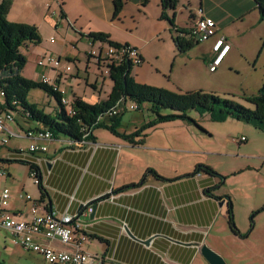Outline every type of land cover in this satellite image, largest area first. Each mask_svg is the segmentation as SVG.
Masks as SVG:
<instances>
[{"label": "crops", "instance_id": "obj_1", "mask_svg": "<svg viewBox=\"0 0 264 264\" xmlns=\"http://www.w3.org/2000/svg\"><path fill=\"white\" fill-rule=\"evenodd\" d=\"M121 2V10L115 16V0H12L8 19L36 25L42 38L39 44L26 43L21 48L27 57L26 66L30 59L34 63L30 79L41 80L43 74L48 75L71 100L79 97L90 104L107 100L114 81L106 73L101 54L109 43L92 42L87 36L105 33L112 41L141 51L143 63L131 70L137 83L177 93L203 90L229 95L251 107L242 96L256 94L264 84V21L260 20L254 0H178L174 24L162 17L161 0ZM200 9L217 22L216 36H225L231 44L223 63L214 72L209 70V65L216 36L197 41L189 34ZM167 14L171 17L173 11ZM178 37L192 39L195 44L180 51L175 41ZM68 41L76 49L81 43L89 42L91 50L85 55L79 50L75 52L67 45ZM47 54L61 59L59 68L52 70L37 64L36 59ZM235 56H244L249 69L236 68ZM68 65L72 66L71 71L66 70ZM228 72H234L241 80L235 81L226 75ZM58 110L59 107L55 108V112ZM127 112L137 113L130 130L120 128L126 134L154 118L147 103L137 110L123 108L121 126ZM192 117L197 127L205 129L184 120L162 122L146 129L144 141L136 143L142 137L130 142L108 129L97 128L92 132L95 139L77 148L71 146L68 137L42 140L36 133L45 129L43 124L16 117L15 126L33 135L23 136L20 130L11 127L14 122H10L9 129L19 135L12 136L10 141L26 139V147L34 142L48 144L49 150L18 161L12 151L22 146L10 144L0 148L3 168L0 195L4 188L10 189V209L15 212L29 210V203L21 197L23 192L40 198L41 212L75 214L96 205L93 219L92 210L81 215L88 234L83 249L103 255L104 264H209L201 254L204 244L223 256L228 264H255L244 253L251 240H256L253 235L257 221L251 231V222L247 226L239 223L237 198L243 204L241 211L250 213L249 220L254 211L264 207V145L259 139V131L264 128L244 122L242 130L246 134L238 138L246 140L237 143L234 137H218L211 123L216 121L209 114ZM214 158L218 164L211 162ZM225 160L229 168L221 170L219 165ZM13 162L42 165L44 195L30 181L28 169ZM199 164L226 176L224 184L220 183V177L205 171L193 174ZM143 177L142 185L118 190ZM227 197L231 199L236 226L242 234L249 232L246 237L232 231ZM123 223H126L125 231L121 228ZM147 239H151L148 245L143 242ZM50 244L58 249L68 248L58 239ZM16 247L21 252L14 251L9 264H17L27 253Z\"/></svg>", "mask_w": 264, "mask_h": 264}, {"label": "trees", "instance_id": "obj_2", "mask_svg": "<svg viewBox=\"0 0 264 264\" xmlns=\"http://www.w3.org/2000/svg\"><path fill=\"white\" fill-rule=\"evenodd\" d=\"M161 1L163 7L162 17L174 24V12L178 0ZM254 1L259 10L260 20L264 21V0ZM11 5L12 0H2L0 2V90H3L5 93V101L4 103H0V110L14 108L12 102L17 101L23 111L29 113L28 119L43 124L45 128H48L53 133L54 137L63 135L70 139L82 140L84 139V134L89 131L85 140H92L95 139L92 133L93 130L105 128L130 142H135L136 137H142L139 141H136V143H140L146 137L145 130L159 123L173 120H184L196 123L189 115L191 110L197 111L200 115L209 114L211 120L216 122H223L232 118L246 123H252L260 129L264 128V84L256 94L242 96V99L251 105L250 107L233 98L221 96L214 92L196 90L177 93L160 87L139 84L131 76L133 65L128 60L108 66L109 76L114 81V85L107 100L90 104L79 97H75L73 102L74 114L69 115L61 102L62 94L60 92L55 91L53 87L41 80H33L23 75V69L27 64V57L21 51V48L26 43L39 44L42 38L36 25L12 22L8 19L7 16ZM121 6V0H115V16L121 10ZM168 11H173L171 17L168 16ZM64 16L65 14L61 12V17ZM87 36L92 42L102 41L116 47L120 46V43L112 41L110 36L105 33H89ZM192 39L184 40L178 37L175 41L180 51H186L195 44V41ZM36 88L42 89L49 95L54 96L59 110L54 114L46 113L38 104L29 102V93L32 89ZM121 99L132 100L138 104L139 108L145 103L149 104L154 118L131 134L120 131L122 113L99 119ZM166 110H170V112H166ZM32 166L30 164V167ZM199 171H205L211 175L220 177L221 184L225 182L226 176L219 174L208 165H197L193 174ZM152 172L157 177L162 178L155 171ZM144 182L145 178L143 177L139 182L131 183L118 190L137 187ZM39 188L44 195V187L39 185ZM102 198L104 197L100 199ZM227 198L229 203V223L232 231L235 234L246 237L249 232L242 234L236 226L231 199L229 197ZM263 209L264 207L251 214L250 231L254 227L255 216ZM0 264L9 263L0 261Z\"/></svg>", "mask_w": 264, "mask_h": 264}, {"label": "built area", "instance_id": "obj_3", "mask_svg": "<svg viewBox=\"0 0 264 264\" xmlns=\"http://www.w3.org/2000/svg\"><path fill=\"white\" fill-rule=\"evenodd\" d=\"M198 13L199 17L189 34L191 38L197 41H207L216 36L217 22L212 17L204 15L202 9ZM230 49L231 44L225 36H216L212 46L214 55L209 65L211 72L216 71L223 63ZM91 54L94 55L95 51H92ZM101 55H103V59L107 63V74H109V65H116L124 60L130 61L133 66L143 63L141 51L127 44H120L119 47L108 44ZM37 64L41 67L54 70L60 67L61 59L47 54L40 56ZM66 70L71 71L72 66H66ZM41 81L62 94L61 102L67 114L73 115L74 100L65 96V90L61 89L57 82L46 74L41 76ZM1 94L5 96L3 90H1ZM12 105L14 108L0 111V142L3 144H7L12 136H19L8 127V123L16 122V114L21 112L24 117H29V113L24 112L17 101H13ZM123 108L130 110L139 109L136 102L121 99L99 119L120 113ZM23 134L26 137L33 135L31 131ZM88 134L89 131L84 134V139L82 140L71 139V146L76 148L81 147L87 141L85 137ZM36 136L45 141H52L54 139L53 133L48 128L38 130ZM244 140H246L245 137H234L235 142ZM48 150V144L34 142L26 149H16L12 152L16 155L17 160H26L33 153H45ZM32 165L30 176L33 182L38 186H43L45 174L42 165L40 163H33ZM21 197L29 203L30 207L28 211L15 212L10 209L11 191L9 188H4L0 195V231H6L16 246L25 252L40 254L48 264H104V257L88 253L83 249V243L88 240V234L85 232L86 224L82 221L81 215H87L91 212V207H87L75 214L57 213L55 211L41 212L40 209L43 205L41 200L33 199L32 195L27 192H23ZM121 228L122 231H125L126 223H123ZM55 239H58L68 248L58 249L52 246L50 241Z\"/></svg>", "mask_w": 264, "mask_h": 264}, {"label": "rangeland", "instance_id": "obj_4", "mask_svg": "<svg viewBox=\"0 0 264 264\" xmlns=\"http://www.w3.org/2000/svg\"><path fill=\"white\" fill-rule=\"evenodd\" d=\"M51 41L55 42V39L51 40ZM70 43L71 42L68 41L67 45L70 46L72 44V43L71 44ZM74 45L73 46L71 45L73 51L77 52L79 50V51L82 52L83 55H85V52H87V50H91V44L89 42L81 43L79 45V49H76V46H74ZM23 50L25 52L27 49L24 47ZM84 50H86V51H84ZM35 59H36V57H35ZM101 59L104 61V64L107 66V63L102 58V56H101ZM234 59L237 62V64H234V66H236V68H239V69H242V70L249 69L250 65H249V63L247 62V60L245 59L244 56H235ZM36 61H37V59H36ZM33 67H34V63L30 59L29 64L24 69V76L25 77L30 78L33 75ZM230 73H232L231 74L232 76H230ZM226 75L229 76V77H234L235 81H240L241 80L240 76H237L234 72H228V73H226ZM221 96H225V97H229L230 98L229 95L228 96L227 95H221ZM4 101H5V98L1 94V90H0V102L4 103ZM28 101L37 103L38 106L41 107L42 109H44V111L46 113H55V108L57 109L59 107L54 96L49 95L47 92L43 91L42 89H38V88L32 89L30 91L29 96H28ZM166 112H170V110H166ZM136 113L137 112H127V113H125L123 115V125L120 127L123 131L124 130L128 131V130H130L132 128V123L131 122L134 119L133 117H134V115H136ZM189 115L191 117L193 115L195 117L200 116V115H198V112L195 111V110H191ZM19 116L21 118L24 117L21 112H18L16 114V117H19ZM26 119H28V118H26ZM199 119H201V118H199ZM28 120H29L30 123H33V122L36 123V121H32L30 119H28ZM201 120L204 121L203 119H201ZM211 123L214 124V126L212 128L215 130L216 134H218V137H220V138H226L227 136H230V138L238 137V136L240 137L243 134H246L245 131L242 130L244 122L238 121L236 119L230 118V120H228V122H225V123L224 122H211ZM193 124L198 129L204 128L200 124L199 125L202 128L197 127L196 123H193ZM15 125H17V124L14 122V124H11V127L13 129H15V130L18 129V130L21 131V129L17 128V126H15ZM259 132L261 133L259 139L261 140V144L264 145V134H263L264 131L261 130ZM21 133H24V131L22 130ZM60 137H65V136L60 135ZM9 141H10V139H9ZM9 141H8L9 144L8 143L7 144H3L2 142H0V148L9 147L10 144L11 145L12 144H17V145L22 146V147H19V149H26V148L29 147V146H27V147L25 146L26 139L12 138V141H10V142ZM237 143H235V144H237ZM0 159H1V157H0ZM211 162L213 164H218L219 163V161L216 158L211 159ZM1 164H2V162L0 161V169H3ZM13 164L21 166L22 169H24V168L28 169V177H29V179H30V181H32L34 186L38 189L39 186L33 182V179L30 176V169H31L30 165L23 164V163H20V162H13ZM219 166H220L219 168H221V170H225V169L227 170V168H229V163L226 162V160H225L224 163L222 165H219ZM32 197H33V199L40 200V198H37V197H34V196H32ZM237 204L239 205L238 221H239V223L241 225L247 226L250 223V220H249L250 213H248L245 210L241 211L242 210L241 207H243V204H242V201H241L240 198H237ZM263 211L260 212L257 215L258 217L256 216L255 219H254L255 220L254 223L257 221V229H256V231H255V233L253 235L254 239H256V240H251V243L249 244L248 249L244 253V254L248 255L251 259H254V261L256 262L255 264H264V212ZM14 251L21 252L16 247V245L12 242V239L10 238V235L6 231L1 230L0 231V261L8 262L9 256ZM99 256L102 257L103 255H99ZM225 261H226V259H225ZM17 264H47V263L44 260V258L42 256H40L39 254H35V253L33 254V252H27L24 255V257H22L21 260Z\"/></svg>", "mask_w": 264, "mask_h": 264}, {"label": "water", "instance_id": "obj_5", "mask_svg": "<svg viewBox=\"0 0 264 264\" xmlns=\"http://www.w3.org/2000/svg\"><path fill=\"white\" fill-rule=\"evenodd\" d=\"M96 207H97L96 205L92 206V212L90 214L91 219L95 217ZM150 241L151 239H147L143 242L148 245ZM201 254L208 261L209 264H227L223 256H221L219 253L214 251L206 244L202 245Z\"/></svg>", "mask_w": 264, "mask_h": 264}, {"label": "bare ground", "instance_id": "obj_6", "mask_svg": "<svg viewBox=\"0 0 264 264\" xmlns=\"http://www.w3.org/2000/svg\"><path fill=\"white\" fill-rule=\"evenodd\" d=\"M241 142H243V141H240V142H238V143H241Z\"/></svg>", "mask_w": 264, "mask_h": 264}]
</instances>
